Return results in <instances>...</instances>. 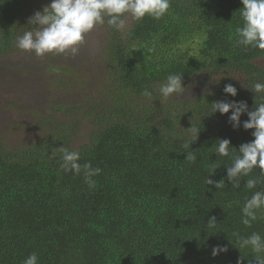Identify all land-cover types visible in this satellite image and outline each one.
Instances as JSON below:
<instances>
[{"label": "trees", "instance_id": "obj_1", "mask_svg": "<svg viewBox=\"0 0 264 264\" xmlns=\"http://www.w3.org/2000/svg\"><path fill=\"white\" fill-rule=\"evenodd\" d=\"M48 3L0 0L1 56L18 50L28 18ZM241 7L240 0H171L164 17L131 22L130 32L101 26L102 73L90 93L82 91L81 72L47 65L50 86L64 95L34 114L40 136L16 144L0 137V264H22L32 252L40 264H255L233 244L234 232L264 235V219L241 222L249 177L233 187L225 168L231 158L212 152L218 138L239 148L253 130L233 129L231 110L210 114L211 102L243 100L251 111L264 95L248 88L264 82V50L235 44ZM176 72H183L180 96L143 95ZM229 83L235 97L223 92ZM10 108L24 109L15 102ZM191 124L200 131L189 149ZM60 147L102 169L95 188L60 168ZM191 150L194 162L184 157ZM214 163L220 165L211 179L224 178V188L205 185ZM217 244L227 251L213 257Z\"/></svg>", "mask_w": 264, "mask_h": 264}, {"label": "clouds", "instance_id": "obj_2", "mask_svg": "<svg viewBox=\"0 0 264 264\" xmlns=\"http://www.w3.org/2000/svg\"><path fill=\"white\" fill-rule=\"evenodd\" d=\"M242 7L239 15L242 26L235 29L236 46L264 50V0H240ZM171 0H50L43 6L42 11H35L27 20L29 29L23 31L15 40L18 50L34 53L37 57L48 54L64 55L75 58L80 54V48L86 42V37L97 27L105 24L109 29L117 32L131 31V22H139L146 16L159 20L169 11ZM256 94H264V82L256 81L248 87ZM167 100L180 96L185 91L183 72L168 74L153 90L145 89L143 95L152 97L153 92ZM223 92L231 97L237 95V88L233 84H225ZM228 122L233 129L243 127L252 129V140L242 143L239 148L231 146L228 138H218V143L212 152L217 157H230V166L226 168V179L233 187L239 188L242 177H249L244 181V187L251 192L246 196L241 208V222L251 227L258 220L264 219V95L257 97L256 107L249 111L248 104L241 100H216L211 102L210 114L219 112L228 114ZM242 114L247 119L240 120ZM190 138L184 147L190 149L200 131L196 125L188 127ZM60 168L74 175L83 174L84 182L89 188H95L96 181L102 169L94 167L90 161L80 163L81 153L66 147L59 148ZM51 155H56L55 148ZM185 159L194 162L197 159L195 151L185 154ZM214 163L205 178V185H214L216 189L225 187V179H211L214 170L219 166ZM254 169L260 170L259 176L250 175ZM216 218L208 219V227L215 228ZM234 245L246 249L255 260V264H264V235L253 231L249 235L241 236L234 232ZM227 246L214 245L211 250L213 257L226 252ZM22 264H40L36 252L30 253ZM240 264V261H237ZM249 264H252L249 261Z\"/></svg>", "mask_w": 264, "mask_h": 264}, {"label": "rangeland", "instance_id": "obj_3", "mask_svg": "<svg viewBox=\"0 0 264 264\" xmlns=\"http://www.w3.org/2000/svg\"><path fill=\"white\" fill-rule=\"evenodd\" d=\"M47 3L50 0H45ZM104 32L100 27L86 37L80 54L71 58L48 54L37 57L34 53L16 50L0 55V137L9 143L29 142L40 136L41 130L34 125V114L47 112L46 106L60 100L64 95L53 91L47 74V65L59 63L81 72L84 76L82 91L91 92L102 73V64L96 60ZM195 88V85L190 87ZM75 98L77 93L73 92ZM12 102L24 109L14 112ZM90 129L89 124H85ZM81 131V139L86 138Z\"/></svg>", "mask_w": 264, "mask_h": 264}]
</instances>
